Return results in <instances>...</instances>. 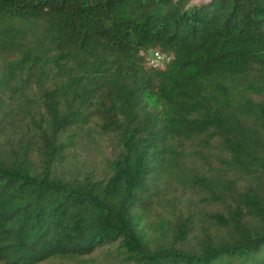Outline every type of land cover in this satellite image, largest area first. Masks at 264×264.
<instances>
[{
  "label": "trees",
  "instance_id": "16d2710c",
  "mask_svg": "<svg viewBox=\"0 0 264 264\" xmlns=\"http://www.w3.org/2000/svg\"><path fill=\"white\" fill-rule=\"evenodd\" d=\"M0 51V264H264V0H0Z\"/></svg>",
  "mask_w": 264,
  "mask_h": 264
},
{
  "label": "rangeland",
  "instance_id": "374dc122",
  "mask_svg": "<svg viewBox=\"0 0 264 264\" xmlns=\"http://www.w3.org/2000/svg\"><path fill=\"white\" fill-rule=\"evenodd\" d=\"M14 57L15 55L10 51H0V69ZM11 105L12 101L9 105V101L6 99L5 105L0 106V120L4 118L5 114H9ZM12 114H15L14 111ZM6 124L9 126V121L6 120ZM109 154L107 143L104 140L82 139L76 150L74 161L63 164L61 170L64 174H70V172L81 174L87 169L100 173L105 168ZM209 158L210 161H215L214 157L209 156ZM165 222V220L159 219L157 215L151 217L145 226L148 237L157 240L158 236L168 229V224ZM42 264H128V262L124 261L123 257L118 254L115 245H106L91 255L75 258H52Z\"/></svg>",
  "mask_w": 264,
  "mask_h": 264
},
{
  "label": "built area",
  "instance_id": "2783aa9c",
  "mask_svg": "<svg viewBox=\"0 0 264 264\" xmlns=\"http://www.w3.org/2000/svg\"><path fill=\"white\" fill-rule=\"evenodd\" d=\"M172 59V55L160 50H151L146 55V62L149 66L155 68H164Z\"/></svg>",
  "mask_w": 264,
  "mask_h": 264
}]
</instances>
